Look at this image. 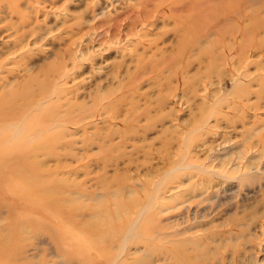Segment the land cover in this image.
I'll use <instances>...</instances> for the list:
<instances>
[{"label": "rangeland", "instance_id": "374dc122", "mask_svg": "<svg viewBox=\"0 0 264 264\" xmlns=\"http://www.w3.org/2000/svg\"><path fill=\"white\" fill-rule=\"evenodd\" d=\"M0 264H264V0H0Z\"/></svg>", "mask_w": 264, "mask_h": 264}, {"label": "bare ground", "instance_id": "6f19581e", "mask_svg": "<svg viewBox=\"0 0 264 264\" xmlns=\"http://www.w3.org/2000/svg\"><path fill=\"white\" fill-rule=\"evenodd\" d=\"M11 253V252H10Z\"/></svg>", "mask_w": 264, "mask_h": 264}]
</instances>
